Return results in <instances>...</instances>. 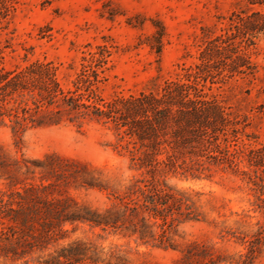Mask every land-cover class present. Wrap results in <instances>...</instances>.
Returning a JSON list of instances; mask_svg holds the SVG:
<instances>
[{"label":"rangeland","instance_id":"obj_1","mask_svg":"<svg viewBox=\"0 0 264 264\" xmlns=\"http://www.w3.org/2000/svg\"><path fill=\"white\" fill-rule=\"evenodd\" d=\"M263 20L264 0H0V46L7 68L49 63L57 68L65 90L112 102L159 93L176 79L186 81L215 38L236 43L238 49L234 44L211 57L208 75H200L198 82L235 118V127L227 128L231 138L220 135L223 147L229 144L246 157L250 150L264 148ZM237 50L248 56L250 70L230 72L229 57ZM116 146L111 126L93 120L23 132L0 127L3 160L56 155L86 164L100 181L120 192L139 173ZM211 174L203 179L166 177L169 185L195 195L203 216L180 224L177 249L88 225L67 240L95 241L105 256L117 252L129 264H173L189 247L199 256H244L247 242L260 234L253 264H264V213L252 205L247 184L218 169ZM4 183L1 179L0 189ZM66 191L79 204L98 210L113 199L98 188L70 186Z\"/></svg>","mask_w":264,"mask_h":264},{"label":"trees","instance_id":"obj_2","mask_svg":"<svg viewBox=\"0 0 264 264\" xmlns=\"http://www.w3.org/2000/svg\"><path fill=\"white\" fill-rule=\"evenodd\" d=\"M234 44L215 38L186 81L176 79L159 93L112 102L65 90L57 68L49 63L7 68L0 46V127L23 132L64 121L105 123L115 134L116 147L127 153L131 169L139 173L117 192L86 164L73 160L56 155L7 161L0 157V180H5L0 189V264H129L117 252L105 256L95 241H68L82 225L177 249L180 224L203 216L195 195L169 185L166 177L211 178L218 169L245 182L252 205L264 213V148L241 157L231 145L223 147L220 135L231 138L227 128L235 127V118L198 82L200 75H208L211 57ZM230 58L231 73L251 69L245 52L231 51ZM220 125L226 127L223 132L211 136ZM70 186L98 188L113 199L103 210L81 205L67 193ZM259 235L247 242L244 256H199L189 247L173 264H253Z\"/></svg>","mask_w":264,"mask_h":264}]
</instances>
